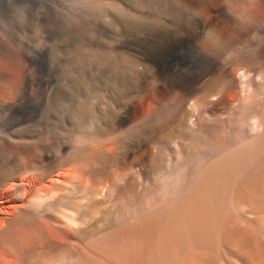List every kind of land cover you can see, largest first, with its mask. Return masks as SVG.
Listing matches in <instances>:
<instances>
[{"label": "bare ground", "instance_id": "1", "mask_svg": "<svg viewBox=\"0 0 264 264\" xmlns=\"http://www.w3.org/2000/svg\"><path fill=\"white\" fill-rule=\"evenodd\" d=\"M125 1L128 65L109 20L72 28L73 144L52 126L1 136L16 156L0 172V264H264V0ZM16 34L6 50L28 83L43 48Z\"/></svg>", "mask_w": 264, "mask_h": 264}, {"label": "rangeland", "instance_id": "2", "mask_svg": "<svg viewBox=\"0 0 264 264\" xmlns=\"http://www.w3.org/2000/svg\"><path fill=\"white\" fill-rule=\"evenodd\" d=\"M116 2L117 0H0V73L7 72L6 77L8 78H6L4 84L5 78L0 76V172L10 167L11 164L7 163L9 158L16 156V150L11 151L9 149L10 152L3 144L1 136L20 129V127L25 130H43L41 135L44 138L46 128L52 126L55 127L56 132L54 138L52 136V138H48L50 142H55L58 138L68 143V145L73 144V138L69 131L75 125V121H73L74 110H71L70 103L67 104L63 100L67 96L72 97L74 95L72 91L74 85L69 81V76L72 74L70 70H72V61H74L73 56H75V52H80V41L74 35L73 29L75 27L83 25L88 34L95 35L103 32V29L98 28L95 21L103 18L107 23L109 20V23H107L110 24L109 29L104 30V33L107 30L108 32L114 30L116 32V50H114L116 51V65L129 64L128 56L134 52L135 48L132 35H135L133 27L135 28L136 25L133 26L134 22L128 24L127 14L118 11L116 7L118 2ZM125 2L132 3L133 0ZM128 10L133 13L135 11L134 8ZM150 11L149 13H155ZM17 32L26 43H30L32 46L34 44L37 47L40 42L38 46L43 48L38 51L37 56H39L32 67L35 78L33 77L28 83H23V78L30 66L28 67L25 64L24 57H21L22 60L19 61L16 58L9 59L7 51L9 47L5 45L7 35L17 37ZM69 39L73 41L70 42ZM104 41L109 42L110 39L105 38ZM35 42L37 45H35ZM104 51H106L105 48H99V51L97 50L95 54L102 58V62L107 63L109 57ZM65 55L69 56L72 64H69L68 60H64ZM11 59H13V62ZM99 74V77L102 78L103 74ZM104 85L101 79L100 85L96 86L97 88L94 87L93 92L110 97L111 94L109 95L110 92ZM22 94L25 96V101L18 105L17 98ZM10 103L17 104L13 109L7 110L6 106ZM107 129V131H111L109 127ZM14 144L11 146L13 149L23 147L20 143ZM2 217H4V214L0 213V223ZM232 248L233 246H230L228 249L229 253L232 252Z\"/></svg>", "mask_w": 264, "mask_h": 264}]
</instances>
